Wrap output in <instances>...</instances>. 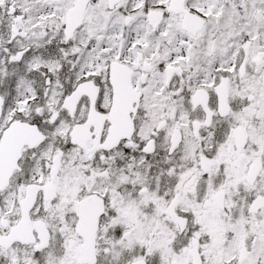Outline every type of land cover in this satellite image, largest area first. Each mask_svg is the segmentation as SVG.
Segmentation results:
<instances>
[{
    "label": "snow or ice",
    "instance_id": "6c2138e0",
    "mask_svg": "<svg viewBox=\"0 0 264 264\" xmlns=\"http://www.w3.org/2000/svg\"><path fill=\"white\" fill-rule=\"evenodd\" d=\"M0 264H264V0H0Z\"/></svg>",
    "mask_w": 264,
    "mask_h": 264
}]
</instances>
